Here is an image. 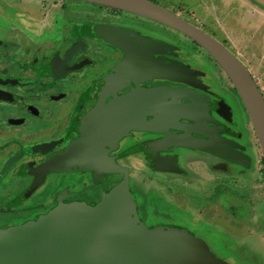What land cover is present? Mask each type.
Returning <instances> with one entry per match:
<instances>
[{"label":"flooded vegetation","instance_id":"af4514ba","mask_svg":"<svg viewBox=\"0 0 264 264\" xmlns=\"http://www.w3.org/2000/svg\"><path fill=\"white\" fill-rule=\"evenodd\" d=\"M12 1L16 4L0 0V232L36 223L61 205L97 207L111 193V190H104L105 185L117 177L120 181L131 180L129 166L133 167L134 174H142L140 169L145 166L149 175L157 179L168 177L172 183L170 178L178 177L187 181V185L190 175L182 166L193 155L206 160L215 174L238 178L247 173V167L253 162L254 141L249 116L233 84L226 75L224 79L219 65L190 37L148 18L103 5L89 3L99 9V12L93 11L92 16L101 18L93 22L85 20L90 15L80 17V13L74 21L61 17L63 4L59 9L53 8L62 0H39L36 5L35 0L29 4H25V0ZM149 1L179 15L229 47L225 40L180 14L178 7L173 6L174 0L167 3L165 0ZM244 6L248 4L242 5V10ZM120 12L140 19L124 17ZM111 16L118 21L110 22ZM77 26H86V29L75 37L71 29ZM99 27L122 29L133 37L148 40L152 43L144 46L149 50L148 56L162 60L166 68L159 71L140 69L142 64L133 66L124 49L96 36ZM65 29L70 31L63 35ZM153 29H161L165 37L149 34ZM177 36L179 41H175ZM106 46L113 52L107 51ZM228 49L245 65L244 60L230 47ZM158 89L176 94L166 97L164 103L192 106L197 115L189 119L173 112H156L140 120L152 123V128L132 129L117 141H107L108 153L104 158L110 159L127 175L103 174L96 179L92 171L43 173L45 165L58 162L81 139L88 116L99 105L135 90ZM153 102L157 103V99ZM180 137L227 146L240 155L242 164L177 145L143 148L145 144ZM249 139L251 145L246 142ZM71 175L86 177L88 181L74 190L70 183L60 184L62 176ZM143 175L139 183L142 189L148 190L150 186L161 189L162 184ZM96 193L101 194L98 201L92 199ZM81 194L91 198L81 197Z\"/></svg>","mask_w":264,"mask_h":264},{"label":"water","instance_id":"95a60500","mask_svg":"<svg viewBox=\"0 0 264 264\" xmlns=\"http://www.w3.org/2000/svg\"><path fill=\"white\" fill-rule=\"evenodd\" d=\"M70 1L130 12L170 27L199 44L233 83L249 116L264 159V94L256 78L224 44L179 15L149 0ZM96 36L124 49L133 66L142 64L140 69L159 71L166 68L162 60L148 56L149 50L144 47L152 44L148 40L133 37L122 29L112 27H99ZM174 96L176 94L165 89L135 90L106 105H99L88 116L81 131V139L58 162L45 165L43 173L92 171L96 179L103 174L127 175L110 159L104 158L108 153L107 141H117L132 129L143 130L147 126L152 128V123L140 120L156 112H173L195 119L197 112L192 106L164 103L166 97ZM156 99L157 103H154ZM168 145L215 154L242 164V158L233 149L189 137L149 143L143 148ZM67 158L68 161H63ZM132 205L126 178L97 207L84 204L61 205L36 223L0 232V264H189L184 263L185 252H195L206 245L184 231L147 229L135 217ZM217 260L215 264L221 262Z\"/></svg>","mask_w":264,"mask_h":264},{"label":"rangeland","instance_id":"374dc122","mask_svg":"<svg viewBox=\"0 0 264 264\" xmlns=\"http://www.w3.org/2000/svg\"><path fill=\"white\" fill-rule=\"evenodd\" d=\"M29 1L32 0H25L24 3L29 4ZM37 1L39 0H35V5L38 3ZM170 1L171 0H165L166 3ZM233 1L234 0H174L175 3L173 6L178 7L177 9L180 14L186 16L187 18H191L200 27L210 31L218 38L225 40L227 46H229L233 52H235L242 60H245L247 64L250 63L252 65L253 71H255L254 76L259 80L260 86L264 89V72L259 71V67H261L264 60V16L253 18L255 20L252 19L253 15H261V13L264 14V0H261V5L258 4V0H255V8L260 10L258 13L254 12L255 9H253L250 4L246 6L247 8L244 6L247 11L242 10L241 4H246L245 0H242L243 2L235 0L233 5L228 7L227 5H230ZM9 2L15 3V1L12 0H9ZM250 2L253 1L250 0ZM53 3L54 1H51L52 5ZM56 3L59 6L53 9H59L63 4L64 9L61 17L68 20H76L79 17V13L80 17L90 15V17L85 18L86 21H91L92 19V21L95 22L94 20L101 19L100 17L96 18L95 16H92L93 11L99 12V9L92 7L89 3L70 0L57 1ZM50 12L51 11H48V14H50ZM33 14L36 15L34 12ZM116 14L117 13H115V15ZM119 14L131 19H140L139 17L128 13L120 12ZM102 15H106V13H102ZM108 20H110V22L118 21L112 16ZM134 24L136 23L134 22ZM146 24L152 23L146 22ZM85 27L86 26L73 27L71 29L73 36H80ZM160 30L157 31L153 29L152 32H149V34H155L159 38L165 37ZM166 30L176 33L178 36H183L171 29ZM69 31V29L68 32L66 29L63 30V35L68 34ZM178 36L175 37V41H179ZM249 38L250 42H248ZM91 43L94 45L93 41ZM96 43L99 44V42ZM106 48L107 51L113 52L112 48L107 46ZM43 49H45V47ZM103 53H106L104 49ZM180 53L183 54L184 52L181 51ZM206 58H208L207 55ZM208 59L210 60V58ZM216 65L218 66V64ZM220 70L226 80V74L221 68ZM40 75L42 74L40 73ZM226 77L228 78L227 75ZM251 136H253V146L257 149L256 156L257 161L259 162V160L263 158V155L254 131H251ZM243 141L245 142L244 139ZM246 142L248 145H251V139L248 141L246 140ZM186 154L192 156V154L188 152ZM252 156L254 159L255 151L252 153ZM258 162L257 166L259 164L264 167V161L260 163ZM182 167L185 172L188 171V175H190L188 185L187 181L179 179L178 177L177 179L170 178L172 183L169 179H167L168 177H161L160 179H157L156 177L149 175L145 166L141 167V169L139 168L142 174L139 172L134 174L133 167L130 168L129 166L131 180H128V186H131V194H133L134 197H132V208L135 210V217L139 219L140 223L147 229H174V231H184L192 237H199L203 239L207 244L201 249H196L195 252L187 250L184 254V263L215 264L218 259L221 261L218 262V264L231 262H235L236 264H261V253H258L255 257H253L256 262L251 259L252 255L250 254L243 252L231 253L225 244L227 243L225 240L229 239L230 241V236L228 235L225 237L226 234H223L222 236L217 231H220L225 226L226 228L230 226V219H228L227 216L229 212L227 210H229V202L231 199L235 197L245 200L248 196L251 198L260 196L259 190L261 191L263 189L261 184L264 179L262 171L258 172V170H252L253 173H248V175L244 178L241 176H238V178L230 177L225 173L215 174L213 170L210 169L211 165L206 160H200V157H196V155H193L192 159H190L188 163L185 162ZM260 169L261 168L259 167V170ZM234 170L236 171L237 168H234ZM143 174L147 177L150 176L153 181L162 184V186H160L161 189L158 190L156 187L153 188V186H150L148 190L142 189L139 183L143 181L141 177ZM59 180L62 185L70 183L72 186L71 190H74V188L77 189L86 180L88 181V178L71 175L62 176ZM124 181L125 179L120 181L117 177L116 180L113 182L111 181L112 183L110 182L105 185L104 190L106 192L115 190L116 187L120 186ZM195 181L198 182L196 183ZM252 182L254 183L252 184ZM133 183H136L137 186ZM138 187L139 189H137ZM95 192H97V190ZM82 193H85V191ZM99 196H101V194ZM99 196L96 193V195L92 196V199L98 201L101 198ZM81 197L91 198L85 194H81ZM218 205L221 206L220 208L222 211L219 210ZM256 205V212L264 214L263 200H261L259 204L256 203ZM196 218L203 222L200 228L195 223ZM163 226H170V228ZM248 249L252 250L249 246ZM215 255L217 257H215Z\"/></svg>","mask_w":264,"mask_h":264},{"label":"crops","instance_id":"0c3cea01","mask_svg":"<svg viewBox=\"0 0 264 264\" xmlns=\"http://www.w3.org/2000/svg\"><path fill=\"white\" fill-rule=\"evenodd\" d=\"M235 1V0H234ZM234 1L230 4H233ZM242 1V0H240ZM253 2H250V0H245L246 4H241V5H249L252 6L254 10V12H259V9L255 8V4L256 1L252 0ZM243 2V1H242ZM258 4L261 5V0H258ZM19 5H23V4H19ZM13 7V5H11ZM24 6V5H23ZM258 16H264L263 13H261V15L257 14V15H253V18H258ZM255 20V19H253ZM248 40V39H247ZM250 42V38L249 41ZM245 62V60H244ZM248 62V61H247ZM264 60L261 64V67H259V71H263L264 72V66H263ZM245 65L249 68L250 72L255 75V71H253V67L252 65L249 63L247 64L245 62ZM257 83L260 86L259 80L257 79ZM263 94H264V89L260 86ZM255 134V133H254ZM256 136V135H255ZM255 151V156L253 159V162L250 163V166H248L247 168H249V170L247 171V173H253L252 170H258L262 171L263 177H264V167H262L261 165L258 164L257 166V149L256 147L253 146L252 148ZM252 150V153L254 152ZM264 161V159H260L258 163ZM259 167L261 168L259 170ZM242 176V178L246 177V174ZM248 175V174H247ZM254 182H252L253 184ZM261 187L263 188L260 192V196H255V197H249L245 198V200H241L240 198H233L230 200L229 202V210H227L229 212L228 219H230V226H228L226 228V226L221 229L220 231H217L218 233H220L222 236L223 234H226L225 237H227L228 235L230 236V241L225 240L226 247L229 248V251L231 253H246V254H250L252 255L251 259H253L254 262H256L255 257L258 253H261V264H264V214H259L256 212V203L259 204V202L261 200H263L264 202V179L263 182L261 184ZM217 205V204H215ZM255 205V206H254ZM216 207V206H215ZM219 210L222 211V209L220 208L221 206L218 205ZM255 208V209H254ZM244 215V217H243ZM226 216V214H225ZM243 217V218H242ZM246 220H245V219ZM195 223L196 225H198V227L200 228L202 225V221H200L198 218L195 219ZM221 225V224H220ZM202 230V229H200ZM199 238V237H197ZM200 240H202L205 244H207L203 239L199 238ZM223 239V238H222ZM237 239V241H236ZM248 246L252 248V250L248 249ZM256 253V254H255ZM215 257H217L215 255ZM217 259V258H216ZM231 259V258H230ZM226 264H236L235 262H231V263H226ZM255 264H259V263H255Z\"/></svg>","mask_w":264,"mask_h":264}]
</instances>
